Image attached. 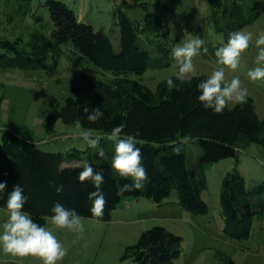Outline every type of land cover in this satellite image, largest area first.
Segmentation results:
<instances>
[{"label": "trees", "instance_id": "1", "mask_svg": "<svg viewBox=\"0 0 264 264\" xmlns=\"http://www.w3.org/2000/svg\"><path fill=\"white\" fill-rule=\"evenodd\" d=\"M14 1L28 12L35 0ZM159 2L169 7L165 0ZM43 4L52 22L45 23L43 15L33 14L42 22L28 41V48L22 46L20 39L0 37V64L6 68L37 69L47 67L51 57L57 63L63 54L78 66L86 62L85 71L76 74L64 102L54 105L50 119L67 124L80 122L106 134L121 122L127 123L125 132L139 130L137 140L150 177L143 189L118 191L125 180L110 167L114 149L110 150L108 145L113 142L102 140L103 157L98 155V150L88 151L86 161L105 176L104 215L97 219L110 220L125 196L163 204L173 193L184 209L207 213L210 206L203 198L208 188L206 166L232 157L235 167L223 175L220 189L224 230L234 238L250 237L254 221L264 219V179L248 186L238 165L240 151L251 143L264 144V117L259 115L254 99L248 96L243 106L225 108L218 114L203 108L196 98L197 79L205 74L182 83L179 89L168 88L165 78L155 89L135 79L134 75L143 74L150 66L170 65L173 61L170 48L176 44L165 19L149 8L147 2L142 3L145 13L141 22L134 20L121 4L115 6L114 23L120 28L118 50L104 29H96L81 20L66 2L46 0ZM261 14H264V0H209L206 19L227 40L230 31L254 23ZM183 16L184 30L205 38L209 51L203 55L215 57L218 46L206 39L195 14L188 11ZM88 104L100 105L104 117L95 123L87 121L82 109ZM186 133L202 149L192 165L188 164L186 145L179 154L174 151L175 142ZM84 152L79 148L45 150L35 139L11 128L4 129L0 142V180H7L8 188L0 198V207L7 191L14 183H20L29 197L25 208L41 223L47 224L50 216L42 217L56 201L76 209L81 216L93 217L88 193L94 186L90 180L77 179L83 164H73L84 160ZM57 184L62 185L63 191H56ZM182 248L183 236L155 225L127 247L124 258H131L136 264H174ZM226 258V264H236L230 256Z\"/></svg>", "mask_w": 264, "mask_h": 264}, {"label": "rangeland", "instance_id": "2", "mask_svg": "<svg viewBox=\"0 0 264 264\" xmlns=\"http://www.w3.org/2000/svg\"><path fill=\"white\" fill-rule=\"evenodd\" d=\"M46 0H35L31 10L25 11L14 0H0V37L20 39L22 46L28 48V41L40 27L41 22L33 14L43 15L45 23H51ZM66 2L78 17L96 29H104L111 37L114 47L120 48V28L114 23L116 5L124 7L136 21H142L147 2L149 8L164 19L171 30L176 44L196 37L182 27L184 12L192 11L196 23L205 31V37L214 45L226 42L223 35L217 33L206 17L209 13V0H62ZM26 8V7H25ZM254 34L264 32V14L254 23L244 27ZM48 34V31L46 30ZM256 54L255 35L249 48L242 55L240 66L233 71L225 68L226 78L239 75L242 84L249 90L261 117H264V80L252 81L247 77V70L254 66ZM75 61V60H74ZM63 54L57 63L51 57L47 67L37 69L6 68L0 64V142L4 129L11 128L24 136L36 140L38 146L49 151H67L71 148L85 150L83 164L90 149L78 135L87 130L80 122L72 124L62 120H51L56 103L62 104L69 95L72 81L77 73L85 71L87 63H78ZM193 62L200 74H208L219 65L216 57H206L203 53L193 57ZM174 61L164 67H148L140 75L133 77L152 89L158 82L175 71ZM94 135L105 137L106 133L91 128ZM109 143V142H108ZM102 141L100 147H102ZM108 148L114 149L109 143ZM188 164H194L202 154L199 143L190 140L186 144ZM241 172L251 186L264 179V144L251 143L240 151ZM235 167L234 158L222 159L206 166L208 188L203 198L209 204L207 213H193L184 209L176 193L163 204H157L147 198L125 196L122 205L112 212L110 220H100L81 216L85 230L72 232L57 229L47 218V226L67 248V255L58 264H136L131 258H124L129 245L136 243L141 233L155 225H161L183 236L182 253L174 264H226L230 256L236 264H264V219L255 220L248 238H234L225 230V220L221 215L220 189L223 175ZM147 181H145L146 185ZM6 218V209L0 207V228ZM0 264H42L33 256L17 257L0 251Z\"/></svg>", "mask_w": 264, "mask_h": 264}, {"label": "clouds", "instance_id": "3", "mask_svg": "<svg viewBox=\"0 0 264 264\" xmlns=\"http://www.w3.org/2000/svg\"><path fill=\"white\" fill-rule=\"evenodd\" d=\"M255 35L256 54L254 66L247 70V77L252 81L264 80V32L254 34L246 28L230 31L226 42L215 49L216 64L210 73L203 78L197 79L195 85L197 100L205 109L213 113H223L225 108L243 106L248 99L249 90L242 84L239 75H233L231 79L226 78L225 68L235 71L241 63V58ZM205 38L196 36L183 40L170 48V55L173 58L175 71L165 78V84L170 89H179L185 82H191L201 74L193 62V57L208 53ZM82 111L86 114L85 119L95 123L104 117L105 113L100 105H85ZM126 122L113 126L107 132L106 139L113 142L114 151L110 167L125 180L118 189L119 192L135 191L143 189L145 181L149 180L148 170L143 163L142 146L139 145L137 137L139 130L135 133L125 132ZM78 135L90 149H97L98 155H105L101 141L105 137L94 135L91 128L82 130ZM192 139L190 133H186L175 142V153L179 154L183 147ZM79 166V165H78ZM80 182L90 180L94 190L88 193L91 200L89 209L91 215L96 218L103 217L106 204L105 194L102 185L105 182L103 172L96 171L90 161H85L77 177ZM54 183V182H50ZM8 188L7 180H0V198ZM56 191H63L62 185H56ZM29 197L24 191L23 185L14 183L10 191H7V198L3 207L6 209V218L0 228V251L17 257L33 256L38 258L42 264H58L67 255V248L57 237L56 233L40 219L33 217V214L25 208ZM50 222L57 229H68L72 232H83L84 223L80 213L66 207L59 201L53 203L49 209Z\"/></svg>", "mask_w": 264, "mask_h": 264}]
</instances>
